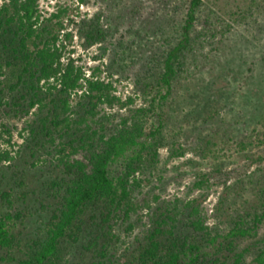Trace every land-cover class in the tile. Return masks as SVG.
Returning a JSON list of instances; mask_svg holds the SVG:
<instances>
[{
    "label": "rangeland",
    "instance_id": "rangeland-1",
    "mask_svg": "<svg viewBox=\"0 0 264 264\" xmlns=\"http://www.w3.org/2000/svg\"><path fill=\"white\" fill-rule=\"evenodd\" d=\"M189 1L36 3L40 20L64 11L58 18L63 24L57 41L63 46L60 60L63 64L71 61L86 78L110 85L109 96L118 101L101 103L95 119L104 115L117 123L129 109L148 106L157 88L164 90L158 87L164 58L179 40ZM249 1L203 0L192 36L204 30L206 18L214 24L181 60L184 63H175L173 94L163 107L166 144L158 149L156 161L144 162L134 174L128 204L105 225L110 241L104 264H122L135 257L161 213L174 216L175 223H167L185 226L189 203L197 207L211 236H223L241 218L250 222L248 208L258 202L264 187V160L255 159L257 150H237L234 143L250 136L253 128L264 130V123H257L250 114L251 104L264 96V3L249 8ZM96 19L105 39L86 45L79 26ZM67 33L69 37H65ZM84 91L71 93V108ZM36 111L34 107L28 115L14 117L10 107L0 103V218L11 215L15 234L13 247L0 249V264H17L33 241L44 236L45 224L56 207V200L50 197L51 182L63 174L60 159H68V147L58 151L65 138L57 134L53 141H44L47 137L43 135L33 138ZM143 120L146 132L157 124L155 115ZM80 156L72 154L70 159ZM113 167L120 170L118 163ZM200 181L203 183L197 185ZM92 214L91 209L85 212L78 241L63 248V262L90 259L97 250L93 246L86 249L92 238L98 245L104 243L101 218L91 219ZM221 240L217 237V242ZM263 246L264 215L254 235L237 238L233 250H226L223 244L203 248L208 253L200 262L217 259L233 264L234 253L246 249L241 264H256L254 257Z\"/></svg>",
    "mask_w": 264,
    "mask_h": 264
},
{
    "label": "trees",
    "instance_id": "trees-1",
    "mask_svg": "<svg viewBox=\"0 0 264 264\" xmlns=\"http://www.w3.org/2000/svg\"><path fill=\"white\" fill-rule=\"evenodd\" d=\"M260 2L264 3V0H250L246 6L251 8ZM202 3L203 0L189 1L179 40L164 58L162 84L158 86L164 90L157 88L148 106L129 109L117 123L104 115L95 119L101 103L118 101L109 96L110 85L86 78L71 61L63 64L60 60L63 46H59L57 41L63 24L58 18L64 11L59 10L40 20L36 0H3L0 3V77H3L0 78V103L5 102L14 117L28 115L36 107L37 129H31L33 138L43 135L47 137L44 141H53L57 134L59 138L66 139L58 151L64 152L65 146L69 149L68 159H60L62 176L51 182L53 191L50 197L56 200V207L45 224V234L40 240L33 241V246L16 261L17 264H104L110 241L105 225L117 210L128 204L132 191L130 181L135 178L134 174L144 162L156 161L158 149L166 144L163 107L173 94L177 73L175 63H184L181 60L195 49L197 40L205 36L209 32L206 30L214 24L206 18L204 30L192 36ZM78 30L85 37L86 45L105 39L98 19L89 23L82 21ZM69 36V33L65 34V37ZM76 90L85 91L71 108L70 95ZM255 101L251 104V119L264 123V96L259 95ZM151 115L157 116V124L146 132L143 118ZM253 130L250 136L234 140L235 148L257 150L255 159L264 160V130ZM77 153L81 156L70 159V155ZM116 163L119 171L113 167ZM202 183L200 181L197 185ZM260 192L259 203L255 201L248 208L250 222L245 217L241 218L223 236H211L197 207L191 203L188 204L185 226H177L174 216L161 213L145 236V242L136 250V256L122 264H202L201 257L208 253L203 248L210 245L222 247L223 244L226 250H233L234 241L254 235L262 221L264 187ZM2 195L6 196L7 192ZM89 209L93 211L91 219L101 218L104 243L98 245L96 238H92L86 249L93 246L97 250L90 259L63 262L61 252L67 244L78 241L85 222L84 214ZM11 218L8 213L0 218V249L13 247L15 234ZM217 237L223 240L217 242ZM246 251L234 253L233 264H241ZM254 261L264 264V246ZM218 263L224 264L225 261L213 259L209 264Z\"/></svg>",
    "mask_w": 264,
    "mask_h": 264
}]
</instances>
